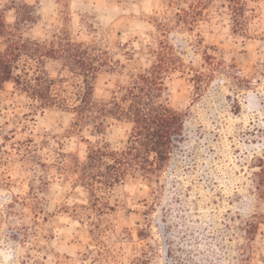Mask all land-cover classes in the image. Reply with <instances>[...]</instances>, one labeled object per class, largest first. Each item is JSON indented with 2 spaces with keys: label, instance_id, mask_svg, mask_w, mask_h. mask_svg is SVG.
<instances>
[{
  "label": "rangeland",
  "instance_id": "1",
  "mask_svg": "<svg viewBox=\"0 0 264 264\" xmlns=\"http://www.w3.org/2000/svg\"><path fill=\"white\" fill-rule=\"evenodd\" d=\"M188 2L0 0L8 30L38 42L66 34L107 60L97 100L150 66L160 24L186 67L162 96L185 115L166 167L96 197L74 169L92 146L123 149L130 125L110 120L100 140L72 131L60 108L35 109L14 81L0 87V264H264V0L250 4L249 36L220 1L182 29ZM40 67L78 82L58 61Z\"/></svg>",
  "mask_w": 264,
  "mask_h": 264
},
{
  "label": "trees",
  "instance_id": "2",
  "mask_svg": "<svg viewBox=\"0 0 264 264\" xmlns=\"http://www.w3.org/2000/svg\"><path fill=\"white\" fill-rule=\"evenodd\" d=\"M217 1L233 16L235 33L249 36L248 24L254 13L250 4L258 0H189L177 14V23L182 29L194 31L208 7ZM3 16L0 9V37L5 44L0 51V87L14 81L29 100L38 104L35 109L60 108L70 114L72 131L90 129L91 136L100 140L113 125L110 120L130 125L123 149H110L106 143L89 148L86 161L74 169L77 182L96 197L97 191L109 190L129 178L159 176L185 132V115L162 100L167 80L175 72L186 73L180 53L168 40L169 25H159L157 46L148 52L150 66L119 87L110 101H103L94 96L95 81L104 67L112 66L94 48L75 42L66 34L51 42L25 39L7 29ZM44 59L60 62L63 71L78 82L69 77H50L40 67ZM22 60L24 68L15 74ZM194 77L201 78L198 74Z\"/></svg>",
  "mask_w": 264,
  "mask_h": 264
}]
</instances>
